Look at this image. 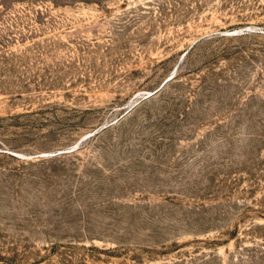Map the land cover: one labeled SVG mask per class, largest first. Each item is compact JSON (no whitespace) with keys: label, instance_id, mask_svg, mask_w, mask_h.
<instances>
[{"label":"rangeland","instance_id":"obj_1","mask_svg":"<svg viewBox=\"0 0 264 264\" xmlns=\"http://www.w3.org/2000/svg\"><path fill=\"white\" fill-rule=\"evenodd\" d=\"M0 264H264V0H0Z\"/></svg>","mask_w":264,"mask_h":264}]
</instances>
